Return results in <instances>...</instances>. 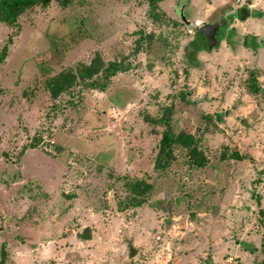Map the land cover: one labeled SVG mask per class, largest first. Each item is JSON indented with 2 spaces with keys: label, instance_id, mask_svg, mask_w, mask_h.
<instances>
[{
  "label": "rangeland",
  "instance_id": "374dc122",
  "mask_svg": "<svg viewBox=\"0 0 264 264\" xmlns=\"http://www.w3.org/2000/svg\"><path fill=\"white\" fill-rule=\"evenodd\" d=\"M159 7L154 20L148 0H53L0 22L5 264H264V0ZM218 23L220 46L190 65ZM97 56L129 69L105 93L78 82L52 96L51 77ZM166 120L194 135L204 166L176 150L155 168ZM136 180L151 186L140 206Z\"/></svg>",
  "mask_w": 264,
  "mask_h": 264
},
{
  "label": "trees",
  "instance_id": "16d2710c",
  "mask_svg": "<svg viewBox=\"0 0 264 264\" xmlns=\"http://www.w3.org/2000/svg\"><path fill=\"white\" fill-rule=\"evenodd\" d=\"M53 0H0V22H4L10 26H16L20 16L24 14L28 9H31L36 6H40L42 8H47ZM164 0H148L149 2V16L154 20L160 19L159 12V4ZM184 20L187 23L191 22L187 19V16L184 15ZM202 37H198L190 45H193L196 50L194 52L190 60V65L196 66L199 61L197 58V53L201 50H206L202 45ZM139 45L143 43V39H139ZM233 41L230 39L229 43L232 45ZM246 44V40L244 41ZM233 46V45H232ZM256 46V45H255ZM166 46L163 42H159V47L157 50L160 51V54L157 57L162 58L165 52ZM8 47L6 46L2 54L0 55V64L3 63L6 59ZM136 52H139L137 49ZM54 54H58L56 50ZM128 67L122 65L121 62L115 61L111 63H106L105 60L101 57H96L90 64H80L77 67H73L68 71H63L58 75L51 77L47 81V86L52 92V96L54 98H58L61 94L65 93L69 88H72L73 85H76L78 82H84L85 85L90 89H100L102 93H105L110 85L111 79L118 73L128 71ZM100 76L98 79L96 77ZM254 79V78H253ZM251 89L254 93L259 92V87H257L256 80L249 81ZM126 102H118L115 103L118 109H124ZM172 105L170 106V109ZM167 122V130L163 133V137L159 144V152L156 157V169H164L170 167L173 162L177 160L175 156L176 150H186L188 155V162L190 166H204L207 162V159L204 157L203 152L199 149L198 141L194 137V135L182 132H175V130L171 127L170 121ZM39 141V139H38ZM36 143H32L29 145L31 149L37 147ZM25 149L21 152L23 154ZM227 150L223 153V157L225 158L227 155ZM231 158L241 159V156L238 152H235ZM129 188L133 194L132 201L135 206H140L143 204V197L145 193H147L151 186L144 183L143 180H136L129 185ZM86 240H90L91 234L89 229H85L84 234ZM134 251V250H133ZM8 253L6 251V243L1 245L0 250V264H5L7 262Z\"/></svg>",
  "mask_w": 264,
  "mask_h": 264
},
{
  "label": "water",
  "instance_id": "95a60500",
  "mask_svg": "<svg viewBox=\"0 0 264 264\" xmlns=\"http://www.w3.org/2000/svg\"><path fill=\"white\" fill-rule=\"evenodd\" d=\"M243 11L244 14L242 15V19L246 20L249 18L250 11L247 8H244ZM220 27H224V24L218 23L216 25H209L204 28L202 45L207 51H212L213 49L220 46L223 36Z\"/></svg>",
  "mask_w": 264,
  "mask_h": 264
},
{
  "label": "built area",
  "instance_id": "2783aa9c",
  "mask_svg": "<svg viewBox=\"0 0 264 264\" xmlns=\"http://www.w3.org/2000/svg\"><path fill=\"white\" fill-rule=\"evenodd\" d=\"M112 112L116 113V109H115V108H113V109H112Z\"/></svg>",
  "mask_w": 264,
  "mask_h": 264
},
{
  "label": "crops",
  "instance_id": "0c3cea01",
  "mask_svg": "<svg viewBox=\"0 0 264 264\" xmlns=\"http://www.w3.org/2000/svg\"><path fill=\"white\" fill-rule=\"evenodd\" d=\"M120 110H122V109H120Z\"/></svg>",
  "mask_w": 264,
  "mask_h": 264
}]
</instances>
